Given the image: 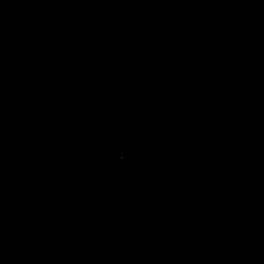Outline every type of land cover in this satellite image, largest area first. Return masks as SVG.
I'll use <instances>...</instances> for the list:
<instances>
[{
	"label": "water",
	"instance_id": "water-1",
	"mask_svg": "<svg viewBox=\"0 0 264 264\" xmlns=\"http://www.w3.org/2000/svg\"><path fill=\"white\" fill-rule=\"evenodd\" d=\"M0 264H264V0H0Z\"/></svg>",
	"mask_w": 264,
	"mask_h": 264
}]
</instances>
